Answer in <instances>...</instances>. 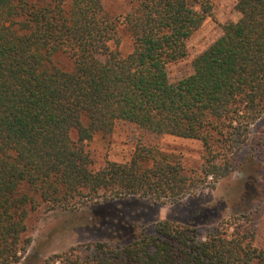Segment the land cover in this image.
<instances>
[{
	"label": "trees",
	"instance_id": "obj_1",
	"mask_svg": "<svg viewBox=\"0 0 264 264\" xmlns=\"http://www.w3.org/2000/svg\"><path fill=\"white\" fill-rule=\"evenodd\" d=\"M212 9L211 0H131L115 17L104 0H0V264H22L40 207L73 212L130 197L173 205L228 177L243 147L247 163L264 156V129L250 142L264 116V0H238V19L221 25L193 72L169 80L168 65L187 56ZM119 27L132 40L126 56L110 46ZM62 55L69 66L56 62ZM118 121L200 142V169L146 146L96 167L87 145ZM258 209L206 227L164 219L127 244L86 243L41 264H264Z\"/></svg>",
	"mask_w": 264,
	"mask_h": 264
},
{
	"label": "rangeland",
	"instance_id": "obj_2",
	"mask_svg": "<svg viewBox=\"0 0 264 264\" xmlns=\"http://www.w3.org/2000/svg\"><path fill=\"white\" fill-rule=\"evenodd\" d=\"M130 1L104 0V4L116 17L125 11ZM237 1L211 0L212 17L188 41L187 56L167 67L171 82L190 75L193 60L221 35V25L238 19L235 11ZM117 38L120 44L116 46L112 42L111 48L119 50L123 56L128 55L132 51V40L123 27H119ZM55 60L60 65H70L64 55ZM262 129L264 116L251 127V143L254 137L262 134ZM138 146L155 147L164 153L174 154L187 170H199L202 163L200 142L156 135L123 121L116 122L110 137L103 139L96 136L87 148L96 167H99L106 160L128 162ZM250 151L249 147H243L235 154L240 164L228 177L218 180L214 188H204L173 205H158L130 197L88 205L73 212H48L45 207H40L30 213L27 220L26 236L31 237L32 242L22 264H41L52 255L86 243L108 241L127 244L141 234H152L155 224L164 219L173 218L182 223L206 227L234 212H243L254 206H259L252 217L256 231L255 245L264 249V163L263 167L258 165L264 156L255 153L254 161L247 163Z\"/></svg>",
	"mask_w": 264,
	"mask_h": 264
}]
</instances>
